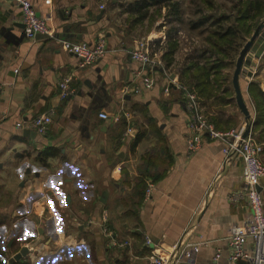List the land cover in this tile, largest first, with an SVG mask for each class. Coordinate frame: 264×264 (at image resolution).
Returning a JSON list of instances; mask_svg holds the SVG:
<instances>
[{
	"label": "crops",
	"instance_id": "0c3cea01",
	"mask_svg": "<svg viewBox=\"0 0 264 264\" xmlns=\"http://www.w3.org/2000/svg\"><path fill=\"white\" fill-rule=\"evenodd\" d=\"M28 1L49 19L57 39L90 44L104 36L108 49L118 51L80 68L56 40L26 39L20 6L0 0V264H147L143 234L166 252L185 234V241L201 244L197 264H228L230 227L251 213L245 200H229L243 187L242 162L234 155L223 168L224 145L207 138L188 152L189 117L175 56L165 71H147L154 86L136 94L128 88L141 83L140 65L126 50L140 39L117 24L115 4ZM160 31L149 40L162 38ZM65 77L71 78L70 94L61 99L58 85ZM252 82L264 91V28L238 78L249 119L235 92L224 109L211 99L205 108L200 104L227 124L219 130L254 120ZM39 115L51 117L45 134L29 126ZM258 146L264 164V142ZM259 187L264 202V177ZM102 226L130 245L123 251L108 246ZM251 249L248 241L245 250Z\"/></svg>",
	"mask_w": 264,
	"mask_h": 264
},
{
	"label": "built area",
	"instance_id": "2783aa9c",
	"mask_svg": "<svg viewBox=\"0 0 264 264\" xmlns=\"http://www.w3.org/2000/svg\"><path fill=\"white\" fill-rule=\"evenodd\" d=\"M20 6L22 11L23 31L26 39L35 40L38 37L54 39L60 47L73 54L78 62V67L85 68L95 64L109 52L116 50L108 49L107 41L104 36H99L93 43H75L73 41L55 37L54 31L50 28L47 17L38 16L28 0H13ZM181 31L178 32L180 35ZM174 34H177L174 33ZM149 38H142L137 41L135 48L126 50L130 60L140 65V84L137 87L128 88L134 93H140L143 89H151L154 86V79L146 75L156 67L165 71L164 62L159 56L155 45ZM142 74V75H141ZM165 75L169 74L165 72ZM70 77H65L59 83V96L66 99L70 94ZM183 91L184 106L188 114V138L186 145L188 152L193 154L197 152L205 138L209 140L220 141L224 146L222 148L223 160L221 166L224 168L230 162L234 155L239 157L242 162V180L243 187L229 195L232 203H238L245 200L250 209L249 218L240 224H232L228 237V264H235L240 259L248 260L251 264H264V202L262 199L259 181L264 177V164L259 157V146L256 143L251 127L253 121L245 125L231 129L229 131H219L209 118L203 113V108L197 101L195 94L188 91L185 86L180 84ZM127 89V88H125ZM1 90V85H0ZM167 90V89H166ZM101 119L106 120L108 115L104 112L99 114ZM115 121L120 119V114L113 116ZM50 115H39L30 122L31 127L40 134H45L51 125ZM127 133L131 129L127 128ZM220 177L217 173L214 181ZM152 185L149 183L146 190V197L150 195ZM102 225H104L102 223ZM105 238L108 239V246L114 247L119 251L125 250L129 245L128 240H122L113 235L109 229L102 226L101 229ZM185 236V234H184ZM184 236L172 245L169 251L162 249L161 243L155 242L149 235L143 234L142 246L148 250L146 255L147 264H197L196 256L200 250V243H191L185 241ZM250 241L252 249L245 250L246 243ZM221 249H217L214 260L220 257ZM3 264H7L5 260Z\"/></svg>",
	"mask_w": 264,
	"mask_h": 264
},
{
	"label": "trees",
	"instance_id": "16d2710c",
	"mask_svg": "<svg viewBox=\"0 0 264 264\" xmlns=\"http://www.w3.org/2000/svg\"><path fill=\"white\" fill-rule=\"evenodd\" d=\"M118 1L125 4L127 22L133 26L144 20H154L156 16L165 19L166 41L164 45L159 41L154 43V50H162L161 59L166 67L177 51V43L171 40L172 33L182 27L194 32L200 38L201 47L195 49L192 60L182 66L179 72L182 85L196 95L204 108L210 99L223 109L232 106V75L225 70L235 67L242 44L264 20V0H189L193 8L189 17L181 0ZM248 93L255 111L251 132L259 144L264 142V91L252 82ZM204 113L216 129L227 127L218 116L209 115L208 109Z\"/></svg>",
	"mask_w": 264,
	"mask_h": 264
},
{
	"label": "rangeland",
	"instance_id": "374dc122",
	"mask_svg": "<svg viewBox=\"0 0 264 264\" xmlns=\"http://www.w3.org/2000/svg\"><path fill=\"white\" fill-rule=\"evenodd\" d=\"M106 1L108 4H110V3L115 4L116 8H118V10L114 12V15L117 16L116 17L117 24H120L123 29L125 27H127V30L132 31V34L135 35L136 39H142V38L146 39L149 36H152V34H154L155 31L157 32L158 30H161L160 32L163 35V36H161L162 38H156V39H154L153 42L156 43L157 41H159V44L164 45V42L166 41V35H165L166 21L163 17H157L156 16V17H154V20H144L140 23H135V25L133 26V25L129 24L127 21L125 23L124 16L127 19V14L124 12L125 4L120 6V3H122V2H120L118 4V2H119L118 0H106ZM216 1H218V0H216ZM181 3L183 6V9H184V12L186 13L187 17H189L191 15V10H193L191 4H189V0H181ZM164 12H165V10L163 9L162 13L164 14ZM123 19H124V22H123ZM180 31H181V33L179 35L178 32H180ZM176 32H177V34H174ZM156 37H158V36H156ZM171 40H173L177 43V51L175 52L174 56H175V59L180 63L179 66L181 68H182V66L184 67L185 64L190 62V60H192V58L195 55V54H193L194 50L197 49L198 47H201L200 38L197 35H195L194 32L188 31L185 27L177 28V30L172 33ZM248 40H249V38H247L246 41H248ZM154 43H153V45H154ZM244 44H245V42L242 44V46ZM157 50H160V49H157ZM173 61H174V57H173ZM164 67H165V65H164ZM229 71L232 75V73L234 71V67L229 69Z\"/></svg>",
	"mask_w": 264,
	"mask_h": 264
},
{
	"label": "water",
	"instance_id": "95a60500",
	"mask_svg": "<svg viewBox=\"0 0 264 264\" xmlns=\"http://www.w3.org/2000/svg\"><path fill=\"white\" fill-rule=\"evenodd\" d=\"M264 28V20L261 21L256 28L254 29L251 37L249 38V40L244 44V46L242 47V49L239 52V55L237 57L236 60V64L234 67V71L232 74V85H233V89L235 92V100L237 102L238 107L240 108L241 112L244 114V116L246 117V119H249V113L248 110L243 102L240 90H239V86H238V78H239V74L241 71V66L243 64V60L245 55L247 54L249 48L251 47V45L253 44L254 40L257 38V36L259 35V32Z\"/></svg>",
	"mask_w": 264,
	"mask_h": 264
}]
</instances>
